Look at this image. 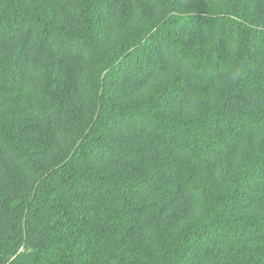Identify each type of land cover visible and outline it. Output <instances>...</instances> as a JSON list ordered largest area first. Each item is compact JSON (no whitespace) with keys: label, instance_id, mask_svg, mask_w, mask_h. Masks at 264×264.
<instances>
[{"label":"trees","instance_id":"trees-1","mask_svg":"<svg viewBox=\"0 0 264 264\" xmlns=\"http://www.w3.org/2000/svg\"><path fill=\"white\" fill-rule=\"evenodd\" d=\"M0 264H264V0H0Z\"/></svg>","mask_w":264,"mask_h":264}]
</instances>
